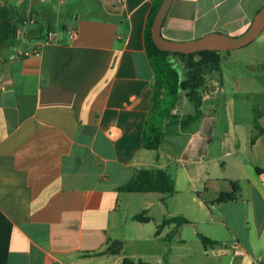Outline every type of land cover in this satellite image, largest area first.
I'll return each instance as SVG.
<instances>
[{
    "label": "crops",
    "instance_id": "1",
    "mask_svg": "<svg viewBox=\"0 0 264 264\" xmlns=\"http://www.w3.org/2000/svg\"><path fill=\"white\" fill-rule=\"evenodd\" d=\"M9 1L26 18L30 4L46 0ZM97 2L98 16L77 14L62 30L41 25L50 38L18 32L9 46L14 52L3 55L0 264H121L123 256L178 264L174 248L188 242L195 247L183 256L187 264L193 255L213 264H264V134L255 126L264 128V88L252 115L234 107V116L228 112L217 126L211 109L224 87L214 78L199 117L185 127L168 124L159 148L142 147L153 78L143 41L151 0ZM263 3L172 0L161 33L177 40L218 29L238 35ZM141 168L165 169L174 191L117 189ZM232 181L240 185L238 198L214 202ZM133 196L138 206L128 210ZM139 210L150 219H133ZM171 216L189 222H171L156 234L157 224ZM128 220L138 225L127 226ZM217 222L234 225L230 242L213 227L198 228ZM126 227L135 229L129 233L133 252H124L122 242L118 254H84L125 240L118 231L127 235ZM199 233L215 243L204 245Z\"/></svg>",
    "mask_w": 264,
    "mask_h": 264
},
{
    "label": "trees",
    "instance_id": "2",
    "mask_svg": "<svg viewBox=\"0 0 264 264\" xmlns=\"http://www.w3.org/2000/svg\"><path fill=\"white\" fill-rule=\"evenodd\" d=\"M161 0H151V6L146 17L143 32L144 48L153 71L151 82V95L149 109L141 130L142 147L157 149L165 139V127L170 123H177L181 127L187 126L191 120L201 115V104L203 93L207 88V80L210 73L219 71L221 60L219 51L198 50L189 53L167 51L160 49L153 41L150 27L153 17L158 9ZM23 17L18 13L17 8L9 0H0V67L5 61L2 49L13 45L16 39V31ZM184 70V76L180 75ZM181 95L193 105V112L185 117H179L173 111L177 107ZM255 126L260 133L264 134L257 122ZM232 188L229 191H220L216 194L214 202H225L235 200L239 196L240 185L232 181ZM118 190L128 192H162L170 194L174 191L173 179L162 168H141L137 169L127 182L117 187ZM132 218L138 221H148L149 216L143 211L135 213ZM171 222H189L184 216H171L163 218L158 224L155 233ZM204 245H213L214 239L201 233L198 234ZM122 249L121 240L108 241V245L101 251H85L84 254H97L111 252L120 253ZM121 264H154L140 259H133L123 256Z\"/></svg>",
    "mask_w": 264,
    "mask_h": 264
},
{
    "label": "rangeland",
    "instance_id": "3",
    "mask_svg": "<svg viewBox=\"0 0 264 264\" xmlns=\"http://www.w3.org/2000/svg\"><path fill=\"white\" fill-rule=\"evenodd\" d=\"M97 4V0H46L45 2L38 1L37 3H32L30 4L32 8L30 11H28L27 17L25 18L22 16L23 21L21 24H19V31L17 30L16 34L20 32L23 35V32L25 31L34 30V34L38 35L39 37H46V35L49 37L50 34H47V30L45 27H41V25L50 24L52 28L62 30V25L69 24L73 20V17L77 14L98 16L100 12L98 11ZM218 30V32L225 33L224 29ZM32 40L36 41L38 40V37L31 39V41ZM11 52H14L13 47H4L2 49L3 55ZM219 54L221 57L219 71L212 72L215 77H213L211 74L207 75V82H210L212 79L216 78L218 80H222L224 87L222 92H219L216 95V97L219 99L217 102H220L219 106L214 105V109H211L212 112L216 113L219 117L217 126L226 123L228 112L231 111L234 116V107L239 111L247 107L248 114L252 115L254 100L256 101L258 98H261L262 93H260V91L264 88V82H261L264 81V28L253 40L247 44L229 50H220ZM248 65H253V68H249ZM180 75L182 77L184 76V70H181ZM182 99H184V102L183 105H180V103H182L180 100ZM180 100L177 104V107L173 109V111H177L178 116L185 117L187 114L193 112V105L184 95H181ZM261 104L264 105V103ZM202 109L207 110L205 106ZM178 126L180 125L178 124ZM131 199L132 200H130L128 205V210H132L138 206V201L135 200L136 196H133ZM206 202L207 204H210L209 201ZM141 211L142 210H139L138 212ZM131 221L132 220H128L127 226L138 225L137 222ZM147 225L152 228L154 224L153 222H148ZM209 226L215 229L217 236H219L223 242H226L225 240H227V242L231 241V232L234 230V225H232L230 222L228 224L217 222L216 224L212 225L201 223L199 224L198 228L201 231H205L207 230L205 227ZM187 227V229H189L188 237L190 238L191 229L193 228L192 226ZM126 230L127 235H122L124 234V230L121 229L118 231V234L122 236L120 238H123V236L126 238L125 240L120 239L124 243V252L131 253L137 246H135L132 240L133 237L131 236H133V234L129 235V233L134 232L135 229L126 227ZM185 247H187L186 250ZM194 247L195 246L191 242H188L185 246L176 245L173 251L176 258V263L187 264L185 261H183V256L189 253V249L192 250ZM191 263L213 264L209 258L195 255L191 257ZM224 263V261H221V264Z\"/></svg>",
    "mask_w": 264,
    "mask_h": 264
},
{
    "label": "water",
    "instance_id": "4",
    "mask_svg": "<svg viewBox=\"0 0 264 264\" xmlns=\"http://www.w3.org/2000/svg\"><path fill=\"white\" fill-rule=\"evenodd\" d=\"M172 0H161L150 27L154 43L163 50L189 53L198 50H229L240 47L253 40L264 28V3L256 10L248 27L238 35L211 31L204 35L184 39H170L161 33L163 20Z\"/></svg>",
    "mask_w": 264,
    "mask_h": 264
},
{
    "label": "built area",
    "instance_id": "5",
    "mask_svg": "<svg viewBox=\"0 0 264 264\" xmlns=\"http://www.w3.org/2000/svg\"><path fill=\"white\" fill-rule=\"evenodd\" d=\"M73 35H74V32H71V33H70V36H73ZM48 38H50V36H49Z\"/></svg>",
    "mask_w": 264,
    "mask_h": 264
}]
</instances>
